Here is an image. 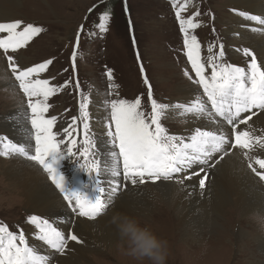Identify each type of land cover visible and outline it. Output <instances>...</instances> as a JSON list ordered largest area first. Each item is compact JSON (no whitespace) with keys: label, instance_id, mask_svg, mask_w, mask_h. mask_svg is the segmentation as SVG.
<instances>
[{"label":"rangeland","instance_id":"obj_1","mask_svg":"<svg viewBox=\"0 0 264 264\" xmlns=\"http://www.w3.org/2000/svg\"><path fill=\"white\" fill-rule=\"evenodd\" d=\"M22 1V6L16 12V17L13 20L21 21L25 25L33 24L39 27L41 31L38 35L31 37L26 44L18 47L15 52H12L11 49L8 52L0 49L1 57L6 60L7 70L10 71V75L12 74L11 81L0 83V126L5 123L6 111L13 110L17 106L26 107L23 114L26 117V125L29 126L30 134V144L26 150L29 151L30 155L34 153V131L30 127L31 113L30 110H27L28 97L19 87V82L15 79L7 57L11 55L13 61L20 66H33L51 60L52 63L49 65L48 70L40 74L41 79H49L52 85L57 86L56 93L48 101L49 109L45 116L55 115L57 117L54 132L68 127L69 133H72L73 138L77 139L76 147L81 151L85 146L83 121L79 110L81 93L84 97H87L88 102V139L90 144L87 146L92 155L87 159L81 156L74 159H63L58 168V171H62L74 187H85L92 184L91 176L86 174V171H82L78 165H88L93 162V159L99 161L100 158V153H98L100 141L94 131L95 126L91 125V101L93 97L103 100L109 112L111 111L112 100L125 99L132 102L136 98H140L142 100V110L148 111L150 97L144 79L146 74L147 81L151 84L152 97L159 103L169 105V109L162 116V119H164L169 112L172 113V104L182 105L183 107L185 105V102L181 98L179 99L181 94L178 95L179 92H177L178 82H181L179 85L182 86L186 84L188 88L194 85L197 88V94H200L195 83V76L191 75L189 71L191 64L187 59V49L183 45L184 37L178 24L180 18L194 19L199 24L198 28L195 30L189 29V32L198 37L201 44L202 61L209 56L208 48L211 45L212 54L216 55L217 64L247 67L250 63V58L244 54V50L251 47L242 48V45L235 39V34L227 33L233 27L240 28L239 24L233 23H235V20L241 19V15L243 18L247 15H243L242 11L239 12V10H234L229 6L230 0H46L47 4H44L42 0ZM105 9L110 14L107 20L100 17V13ZM194 12H198L199 15L193 16L192 13ZM177 13H180L179 17L176 15ZM253 21L256 22L255 19ZM101 25L108 28L107 32L104 31ZM247 31V36L254 38L258 34H264V27L262 29L249 28V31ZM78 33L79 43H77ZM227 39L230 44L227 43ZM221 46L224 50L223 58L219 56ZM74 53L75 59H73ZM234 55L238 58H233ZM109 72H111V76H108ZM207 74L209 73L206 72ZM189 76H192L193 79L190 80ZM52 77L55 79L52 80ZM66 82L67 86L65 87ZM77 83L79 87L76 86ZM96 91L99 93L97 96L95 95ZM35 99L37 97H33V100ZM253 111L256 112V116L261 114L258 109ZM73 117L77 118L80 125L79 129H76L73 125ZM255 118L252 116L248 123L252 122L253 119L255 120ZM175 121L177 120H174L173 116L164 120L167 134H175L179 137L189 133L184 130V123L177 124ZM242 129L239 126L237 130ZM5 136L14 143L8 135L0 131V159L6 160L4 162H10L13 160H10L14 158L13 156H21L22 154H14L6 147L8 140H4ZM61 137L67 141V137L64 136L63 132H60L57 138ZM257 137L260 136L257 135ZM106 138L111 143L112 149L114 151L117 149L118 152V148L110 141L111 137L108 138L107 136ZM261 138L264 139V137ZM5 152H7V155L4 154ZM230 153L227 150V154ZM227 154H223L222 157ZM219 161L218 159L215 164H210L209 177L215 171ZM4 162L0 160V225L1 223L4 224L7 229L14 233H16V230L18 232L22 231L25 236L27 235L30 238L35 235L33 227L28 223L29 218L34 215L31 213L32 208L24 207L28 203L20 198L18 201L16 200L17 202H11L13 189L5 183V174H2V170L5 169L3 167ZM33 162L44 172L48 183L53 186L58 196L64 200L50 174L37 162ZM94 175L95 171L92 172V176ZM101 176L104 177V181L107 180V190L109 191V182L113 180L112 177L102 174ZM204 176L200 174L195 180L197 181ZM179 178L184 181L182 176H175L173 180ZM173 180L164 181L169 183ZM257 181L264 188V181L260 179H257ZM123 183L126 186L116 191L118 192V198L112 206L110 204L109 208L102 213L105 214L102 217L115 216L118 211L117 205L122 199H120L121 196L130 192L133 193L146 186V184H132L130 181ZM151 189L153 196L150 198L151 200L147 199L145 202L151 208L149 212L144 216L125 215L120 222L121 225L132 224L139 229H144L150 236L165 241L167 245L165 264H223L224 257L227 258L225 264H264V251L260 247V243L264 238V224L263 219L259 218V215L264 216V213L253 210L247 212L249 215L251 214V218L244 219L237 212L232 215V212L228 217L229 221L227 219L225 221L227 220L226 223L229 222L231 225L230 234L234 230L233 243L230 242V234L227 233L223 234L226 237L216 244L217 231L209 228L207 224L200 223L199 225L202 228L195 227L194 229H200L201 231H192L196 233V237L191 238L190 243L188 242L190 246L186 247L187 243L182 240L180 232H168V228L162 223L166 217L171 216V208H168L165 202L163 203L155 197L156 191L153 187ZM205 191L202 192V196L206 194ZM143 197H147L146 194ZM161 212L166 215L164 219L162 218L164 214H161ZM213 212L211 218L214 216L217 218L218 214ZM97 216L95 217L96 220L99 218ZM72 217L74 219L71 221V233L69 235L74 234V229H77L76 224L80 218L76 214ZM46 219L50 221L49 218ZM85 219L90 218L85 217ZM241 227H245L249 232L243 235L241 241L239 240L243 242V246L239 247L240 244L236 236ZM250 233L256 236L253 241L249 240ZM75 235L80 241V235L78 233H75ZM124 239V242L121 243L115 241V250L112 253L108 247L95 249L89 243L87 246L85 244L82 248L92 251L86 253V256L82 258L67 242L62 249L63 252L55 255L54 261L56 264H62L61 259H65L70 255L76 258V264H153L149 258L134 252L136 245L127 233H125ZM146 239L150 240L148 237ZM73 242L78 241L73 240ZM80 243L78 242V244ZM139 243L141 245L144 242L139 241ZM78 244H76L77 248L79 247ZM245 244L247 246H244ZM50 253L51 251L47 254L49 261Z\"/></svg>","mask_w":264,"mask_h":264},{"label":"snow or ice","instance_id":"obj_2","mask_svg":"<svg viewBox=\"0 0 264 264\" xmlns=\"http://www.w3.org/2000/svg\"><path fill=\"white\" fill-rule=\"evenodd\" d=\"M109 15L106 9L100 13V17L104 20H107ZM176 15L179 17L180 13ZM192 15L197 16L199 13L194 12ZM252 19H259V23L264 25V18L253 17ZM178 24L184 37L183 45L187 49V59L190 61L191 69L194 70L195 83L201 86L202 95L206 97V99L195 101V111L203 113L207 110L211 118L222 122L227 127L218 129L217 132L205 131L197 127L194 129V135L190 133V142L179 139L175 134H167L164 120L171 118L172 113L169 112L168 116L162 119L169 105L159 103L152 97L151 84L147 81L145 74L144 79L150 97L148 111L142 110L140 98L132 102L125 99L111 101V112L106 121L105 132L108 137H111L112 144L118 148V152H112V156L116 158L117 169L111 173L113 177V180L109 182L111 192L125 187L123 183L125 181H130L132 184H144L149 181L155 183L160 179L171 181L176 174L184 173L185 169L196 165L197 162L207 163L213 151L223 150L224 154H227L228 148L235 147L245 150L244 154L247 156L248 150H251L254 143L259 142L264 146V139L261 137H250L248 131L237 130L240 125H247L252 116L256 115L253 110L258 109L264 112V70L258 64L255 53L249 49L244 50V54L250 58L247 67L220 65L217 64L216 55L212 54V46L209 45V56L202 61L198 37L189 32V29L198 28L199 24L194 19L186 18H180ZM101 27L107 32V27L104 25ZM40 31L41 29L33 24L2 21L0 22V49L4 52L10 49L15 52L18 47L26 44ZM77 43H79V33ZM219 56L221 58L224 56L222 46ZM73 59H75V53ZM7 60L16 81L19 82V87L28 97L27 110H30V127L34 131V154L30 155L25 146L13 144L5 136L4 140H8L6 147L42 166L50 174L72 213L95 219L107 209L106 189L101 177V162L93 159L91 164L78 165L82 171H86V174L91 176L90 186L74 187L66 179L65 174L58 171L63 159H74L77 156L87 159L92 155L87 146L90 144L87 97L81 93L79 103L85 144L81 151L76 147L77 139L69 133L68 127L54 132L57 117L45 116L49 109L48 101L56 93L57 86L52 85L49 79H41L40 74L48 70L52 61L48 60L33 66H20L13 61L11 55L7 57ZM206 72L209 74L206 75ZM108 76H111V72ZM189 79L193 77L189 76ZM64 86H67V82ZM76 86L79 87V84L77 83ZM33 97L37 99L33 100ZM188 103L190 102H185V104ZM176 107L178 110L183 108V111L189 113L194 111L191 106L177 105ZM242 113L248 115L242 116ZM72 120L76 129H79L77 118L73 117ZM60 132L64 133L67 141L63 137L57 138ZM4 154L7 155V152ZM257 163L264 168V160H257ZM200 170L203 171V168ZM93 171H95L94 176H92ZM198 174V172H189L184 178L190 179L192 175ZM256 174L264 180V173ZM206 178L205 175L200 179L199 187H204ZM28 223L33 227L36 238L51 249L61 251L66 246L65 234L58 230V226L54 227L48 219L33 215ZM128 230L135 234L133 225H129ZM68 238L80 242L75 234H70ZM138 240L144 242L141 247L145 249L151 247L152 242L146 237L138 236ZM0 264H46V261L33 250L22 231L14 233L0 225Z\"/></svg>","mask_w":264,"mask_h":264},{"label":"bare ground","instance_id":"obj_3","mask_svg":"<svg viewBox=\"0 0 264 264\" xmlns=\"http://www.w3.org/2000/svg\"><path fill=\"white\" fill-rule=\"evenodd\" d=\"M42 1L44 2V4H47L46 0ZM229 2V6L234 8V10H239V12L242 11L243 15H247L245 16V18H243V16L241 15V19L237 18L238 20H235V23H233L236 25L239 24L241 26L240 28H237V26L233 27V29L228 30L227 33L235 34V39H237V42L242 45V48L251 47L249 49H251L252 52L255 53L258 64H260L262 66V70H264V34H258L254 38L252 36H247L246 34V31L247 29L249 31V28L262 29V27H264L259 23V19H256V22H254L252 19V17L264 18V1L230 0ZM22 3V0H0V22L14 21L13 19L16 17V12L18 11V9H20ZM227 43L230 44L228 39ZM232 57L235 59L238 58L235 55ZM7 69L8 68L6 65V60H4V58L0 55V76H2L0 78V83H3V81H11L10 78L12 74L10 75V71H8ZM180 83H177V92H179L178 95L181 94V97H179V99L181 98L184 102L189 101V105L185 104L184 107L191 106L194 108V111L192 113L185 112L183 111V108H180L178 110L175 104L171 105L173 106L171 116H173L174 120H177L175 121L177 124L180 122L184 123V130L189 132L188 134H185V136L181 135L178 138L181 140H185L186 142H190V133L194 135V129H196L197 127H199L201 130L213 132H217L218 129H226L227 126L222 122H217L213 118H211L207 110H205L203 113L196 112L195 101L204 99V97H202V95L200 94H197V88L194 85L188 88L186 84L182 86L179 85ZM98 94L99 93L96 91L95 95L97 96ZM91 102V125L95 126L94 131L98 135V139L100 141V145H98V153H100L99 161L101 162V174L112 177V171L114 169H117V165L115 164L116 158L112 156V152H114V149H112L110 145L111 143L107 141V135L105 132L106 125L104 126V124H106L105 122L110 117L111 111H108L109 109L106 105H104L103 100L101 101L98 97H93ZM25 108L26 107L17 106L13 110L11 109L10 111H6L7 115H5V123L4 125L0 126V131L1 133L8 135L9 138L14 142L13 144H19L28 148V145L30 144V134L28 129L29 126L27 127L26 125V117L23 114ZM193 116L195 117L194 119ZM254 118L255 120L253 119L252 122L248 123L247 125H240V127L243 128L242 130L248 131L250 133V137H257V135L260 137H264V112H261L259 116H254ZM258 143L259 142H256L251 150H248L247 156H245L244 154L245 150H241L235 147H232V150L230 151L231 153L225 155L224 157H222L224 154L223 150L219 152L214 151L215 155L212 163H215V161L217 162L219 158H222L218 162L215 171H213L212 175L210 174L211 176L204 184L203 188L199 187L200 179L197 181L195 179H192L188 182H184L182 178L173 180L169 183H166L164 180H159L155 183L147 182L144 183L146 184V186L140 188V190L134 191L133 193L129 191L130 193L120 197V199H122L120 202V199L118 200V211L116 212V214L114 213L115 216L102 217L105 216V214H102L105 212L103 211L99 216H97L99 217L97 220H92L91 218L85 219L83 217H80L76 224L77 229H74L75 232L73 233H78L80 235L78 236L80 237L81 243L78 244V242H73L72 240L70 241L69 246H72V249L74 248V250L77 251V254L80 258L86 256V253L92 251L82 248L83 246H85V244L87 246L88 243L95 249L98 247H108L112 253V251L115 250V241L121 243L125 240V232L120 222L122 217L128 214H130V216L133 214L134 217L135 214L144 216L151 209L150 206L145 202L147 199L151 200L150 198L153 196V191L151 189L152 187L156 191L155 197L160 199L163 203L165 202L167 204L165 205L168 208H171V216L166 217L165 221L162 222L164 223L165 227L168 228V232L179 231L182 240L187 243L186 247H188L190 246L189 240L196 237V233L192 231H201L200 229L194 228H199L201 227V225L199 224L204 223L207 224V226L212 230L217 231V239H215V243L217 244L219 240L226 237L223 234H230L231 225L229 224V222L226 223V221H229L228 217H230L232 212V215L234 213L236 214L237 212V214L242 215L244 219H250L251 214L249 215L247 212L253 210L264 213V188L252 175L245 161L247 159H251V163L254 169L264 170V168H261L257 163V160H264V146H262L261 143ZM230 149L231 148H228L227 150ZM115 150L117 151V149ZM13 157L14 158L10 159H13L12 161L9 160L10 162H4L6 160L2 158L0 159L5 163V165H3L5 169L2 170V174H5L6 178L5 183L13 189L11 202H17L19 198L22 200H26L28 204L24 207H27L28 209L32 208V214L38 217L49 218V222L54 227H57L62 223L60 227L61 231L65 234L66 243L69 239L67 231L72 221L71 211L66 205V201L62 200L58 196V193H56V190L53 188V186L48 183L47 177L37 164H35L24 155ZM198 168L200 170V166H198ZM210 169L211 168H206V173H208ZM101 177L103 186L106 189V205L107 208H109V205L111 204L110 206H112L118 198V192H111L110 190L108 191L107 180L105 179L104 181V177ZM204 191L206 194L202 196V192ZM189 193L191 194L189 195ZM144 194H146L147 197H143ZM28 205L31 207H29ZM24 211L27 210L24 209ZM213 211L218 214L217 218L216 216L211 218ZM201 213L204 214L202 215ZM161 214L164 213L161 212ZM165 216L166 215L164 214L162 218L164 219ZM171 217L173 218L172 221ZM259 218L261 220L263 219L264 224V216L259 215ZM225 219L227 220L225 221ZM163 226L161 227L163 228ZM248 232L249 231L246 230L245 227H241L237 231L236 239L240 244L239 247L243 246V242L240 241L243 238V235H246ZM233 234L234 230H232L230 234V242L233 241ZM255 238L256 236L250 233L249 240L253 241ZM76 244H78V248ZM30 245L38 255L44 258L46 264H48L49 260L47 254L51 251L50 246H47L36 238H34L30 242ZM244 246L247 245L245 244ZM260 247L264 251V238L260 243ZM226 260L227 258L224 257L222 263L225 264ZM61 261L62 264L77 263L76 258L70 255H68V257H65V259H61Z\"/></svg>","mask_w":264,"mask_h":264},{"label":"clouds","instance_id":"obj_4","mask_svg":"<svg viewBox=\"0 0 264 264\" xmlns=\"http://www.w3.org/2000/svg\"><path fill=\"white\" fill-rule=\"evenodd\" d=\"M132 224H125L122 225V228L125 233L129 234L130 238L132 239L133 243L136 245L134 248V252H138L140 256L149 258L153 264H165L166 260V242L162 240H158L157 238L150 236L149 233H147L144 229H139L138 227H135V234L128 230V226ZM138 236H144L148 237L152 244L150 248H143L141 247Z\"/></svg>","mask_w":264,"mask_h":264}]
</instances>
